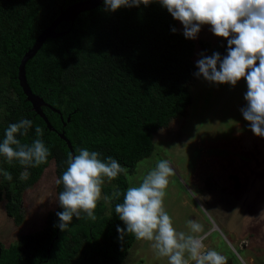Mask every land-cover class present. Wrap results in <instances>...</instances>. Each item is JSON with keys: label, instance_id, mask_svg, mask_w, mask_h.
Here are the masks:
<instances>
[{"label": "trees", "instance_id": "obj_1", "mask_svg": "<svg viewBox=\"0 0 264 264\" xmlns=\"http://www.w3.org/2000/svg\"><path fill=\"white\" fill-rule=\"evenodd\" d=\"M75 1L0 0V141L10 123L26 118L32 127L27 136L17 138L30 144L38 126L51 153L46 164L27 169L26 181L20 179L22 166L0 157L1 169L13 177L7 181L2 176L0 199L4 193L5 213L14 222L21 220L24 190L37 182L49 161L55 162L58 177L66 169L69 150L57 132L68 139L73 155L82 147L97 151L101 159L115 158L129 173L153 150V134L182 116L190 103L188 84L197 72L194 42L183 36L167 10L152 3L110 12L102 1L71 23L60 21L54 31L62 34L46 38L24 64L31 92L59 111L40 107L54 129L48 130L25 100L16 79L17 64L60 9ZM198 44L208 56L227 54V42L214 48L202 40ZM126 176L104 185L103 193L123 191ZM118 202L122 196L109 203L105 214L99 201L95 221L81 214L64 232L50 218L46 227L16 243H0V264H121L134 237L118 239L116 228L124 227L114 211Z\"/></svg>", "mask_w": 264, "mask_h": 264}, {"label": "rangeland", "instance_id": "obj_2", "mask_svg": "<svg viewBox=\"0 0 264 264\" xmlns=\"http://www.w3.org/2000/svg\"><path fill=\"white\" fill-rule=\"evenodd\" d=\"M175 24L183 31L179 21ZM191 40L195 65L201 54L208 56L199 40L210 48L227 42L213 35L208 25ZM188 89L191 99L185 113L153 134V150L127 173L128 186L138 184L159 160H168L175 175L169 177L164 204L177 231L188 232L186 222L196 220L204 226L197 236L205 248L227 256V264H264V138L253 135L240 111L246 104V83L241 79L235 87L216 85L195 76ZM57 178L55 162L50 160L37 182L23 192L20 222L6 215L2 193V245L43 229L50 218L58 221ZM102 195L110 196L103 191ZM100 202L107 214L109 203ZM121 264H166V260L155 258L149 242L133 238Z\"/></svg>", "mask_w": 264, "mask_h": 264}, {"label": "clouds", "instance_id": "obj_3", "mask_svg": "<svg viewBox=\"0 0 264 264\" xmlns=\"http://www.w3.org/2000/svg\"><path fill=\"white\" fill-rule=\"evenodd\" d=\"M152 3H158L180 22L186 39H196L201 27L208 25L213 35L227 41L225 56L221 57L219 52L211 56L201 54L194 75L212 84L231 87L243 79L247 90L241 114L253 135L264 138V0H103L104 9L110 12L122 7H147ZM32 123L26 118L10 123L0 141V157L9 165L15 161L22 166L25 171L21 172L20 179L25 181L30 175L27 169L46 164L51 155L41 138L42 128L36 127L37 138L30 144L21 143L17 138L27 136ZM100 156L99 152L83 147L75 155L68 154L66 169L55 180L56 185H62L58 194L62 211L56 213L59 222L55 227L64 232L73 217L79 220L82 213L95 221V210L101 199L110 203L122 196V202L114 207L124 225L116 228L118 239L123 240L130 234L137 241L149 242L155 258L166 260V264H227V256L205 248L198 238L197 234L204 231L203 224L189 219L188 232L174 227L164 204L169 177L175 175L168 160H159L138 184L103 196L105 181L126 175L128 170L115 158L101 159ZM0 175L7 181L13 179L12 174L3 169ZM201 208L208 215L209 211Z\"/></svg>", "mask_w": 264, "mask_h": 264}, {"label": "water", "instance_id": "obj_4", "mask_svg": "<svg viewBox=\"0 0 264 264\" xmlns=\"http://www.w3.org/2000/svg\"><path fill=\"white\" fill-rule=\"evenodd\" d=\"M103 0H79L71 3L64 9H60L58 15L47 25L45 28H43L40 33L35 37L32 45L28 47V49L22 54L16 69V79L18 81V85L25 97V100L29 102L31 106V110L35 114H37L45 123L48 130L53 131L54 129L51 127L49 122L47 121L46 117L44 116V113L41 110V106H45L49 108L50 110L59 113L58 110L51 107L49 104L45 103L39 96L33 94L25 80L24 75V64L27 59L31 58L35 52L38 50V48L41 46V44L44 42L46 38L49 37H56L62 34V32H55L54 28L60 21H69L70 23L73 21L74 17L85 10L92 9L102 3ZM67 32L64 31L63 33ZM66 120H68V117H66ZM58 137L64 141L66 144V147L69 150V153L73 154L71 145L68 141V139L63 135L62 132H57Z\"/></svg>", "mask_w": 264, "mask_h": 264}]
</instances>
